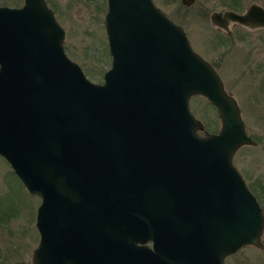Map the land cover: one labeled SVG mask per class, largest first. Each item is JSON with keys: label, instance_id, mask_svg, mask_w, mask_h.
<instances>
[{"label": "water", "instance_id": "95a60500", "mask_svg": "<svg viewBox=\"0 0 264 264\" xmlns=\"http://www.w3.org/2000/svg\"><path fill=\"white\" fill-rule=\"evenodd\" d=\"M220 12L264 26L255 3ZM103 28L110 64L94 83L45 0L0 6V157L39 198L31 263L224 264L263 249L264 216L232 163L254 142L218 74L152 0H106ZM191 96L214 107L217 132Z\"/></svg>", "mask_w": 264, "mask_h": 264}, {"label": "rangeland", "instance_id": "374dc122", "mask_svg": "<svg viewBox=\"0 0 264 264\" xmlns=\"http://www.w3.org/2000/svg\"><path fill=\"white\" fill-rule=\"evenodd\" d=\"M45 1L64 29L65 54L91 82L101 83L110 64L103 28L106 0ZM152 2L182 28L192 50L215 67L224 90L235 99L245 131L257 145L240 146L232 162L264 207V42L259 38L264 36V30L235 29L231 38H223L218 46L213 42L208 18L213 10L240 11L250 2L264 8V0H194L188 7L180 0ZM21 3L22 0H0V6L19 7ZM237 36L243 38L239 40ZM188 104L205 131L217 132V113L203 97L191 96ZM38 203L39 198L25 191L0 157V264H32L31 252L38 241L34 226ZM261 242L264 245V231ZM224 264H264V248L241 247L226 257Z\"/></svg>", "mask_w": 264, "mask_h": 264}, {"label": "flooded vegetation", "instance_id": "af4514ba", "mask_svg": "<svg viewBox=\"0 0 264 264\" xmlns=\"http://www.w3.org/2000/svg\"><path fill=\"white\" fill-rule=\"evenodd\" d=\"M251 3H255V2H250L247 4V6L245 8H243L242 10L238 11V10H231V9H226V8H219L217 10H213L211 11V13L213 12H219V13H222L220 11H232L234 13H237V14H243L250 6ZM257 4V3H255ZM258 5V4H257ZM260 6V5H259ZM262 7V6H260ZM262 9L264 10V8L262 7ZM211 13L209 14V23H210V26L211 28L213 29L212 31V36H214V44L218 45V46H221V42H222V39L225 38V37H230L231 38V34L232 32L235 30V29H238V28H241L243 30H246V31H250V32H254V31H257V30H264V26H255V27H249V26H246V25H243V24H240L236 21H232L230 19H226V17L224 16V14H219V20L217 19L218 23L219 24H213L212 21L210 20V15ZM243 37L241 36H237V39L241 40ZM261 39L262 42H264V36H261L259 37ZM260 41V42H261ZM209 63V62H208ZM210 66L215 70V72L217 73L215 67H213L211 65V63H209ZM256 73L258 74L259 76V73L258 71H254L253 74ZM218 74V73H217ZM251 81V80H250ZM258 85L261 87L262 86V81H259L258 82ZM218 117V116H217ZM218 121H219V127H220V120L218 118ZM219 129V128H218ZM218 131V130H217ZM248 135V134H247ZM249 136V135H248ZM250 137V136H249ZM252 140V139H251ZM253 141V140H252ZM254 142V141H253ZM249 145H252V146H256L257 144L254 142V144H249ZM239 149V148H238ZM237 149V150H238ZM236 150V152H237ZM235 152V153H236ZM234 153V155H235ZM233 159V158H232ZM238 170V169H237ZM239 172V171H238ZM240 173V172H239ZM243 178V177H242ZM248 189L250 190V192L254 195L255 199L257 198L254 191L252 189H250V186H247ZM257 200V199H256ZM258 202V201H257ZM259 206H260V209L262 211V214L264 216V207L260 205V203L258 202ZM32 253V252H31ZM32 256V254H31Z\"/></svg>", "mask_w": 264, "mask_h": 264}]
</instances>
